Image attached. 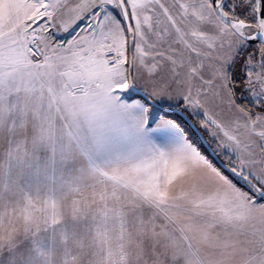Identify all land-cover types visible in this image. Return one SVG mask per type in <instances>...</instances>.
<instances>
[{
	"label": "snow or ice",
	"instance_id": "1",
	"mask_svg": "<svg viewBox=\"0 0 264 264\" xmlns=\"http://www.w3.org/2000/svg\"><path fill=\"white\" fill-rule=\"evenodd\" d=\"M0 264H264V0H0Z\"/></svg>",
	"mask_w": 264,
	"mask_h": 264
},
{
	"label": "rangeland",
	"instance_id": "2",
	"mask_svg": "<svg viewBox=\"0 0 264 264\" xmlns=\"http://www.w3.org/2000/svg\"><path fill=\"white\" fill-rule=\"evenodd\" d=\"M166 4H171L173 0H164ZM41 198H44V194H41Z\"/></svg>",
	"mask_w": 264,
	"mask_h": 264
}]
</instances>
